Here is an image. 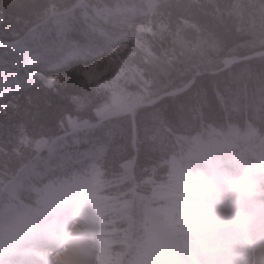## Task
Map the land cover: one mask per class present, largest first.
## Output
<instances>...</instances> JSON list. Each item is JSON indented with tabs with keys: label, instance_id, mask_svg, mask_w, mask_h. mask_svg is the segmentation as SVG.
<instances>
[{
	"label": "clouds",
	"instance_id": "1",
	"mask_svg": "<svg viewBox=\"0 0 264 264\" xmlns=\"http://www.w3.org/2000/svg\"><path fill=\"white\" fill-rule=\"evenodd\" d=\"M239 14L258 20L251 35L264 45V0H239ZM201 55L202 70H214L222 83L224 69L210 51ZM162 90L135 78L116 82L112 91L124 103L109 123L124 150L111 162L105 153L78 164L50 163L39 173L35 196L0 191V264H55L54 254L73 240L84 243L88 264H200L192 245L209 233L228 235L235 246L250 243V227L264 226V172L245 175L244 156L222 150L219 138L208 133L210 102L188 104L173 120L160 110ZM111 99L107 94L104 103L111 106ZM222 108L228 120L252 125L264 147V109L247 98H229ZM141 151L147 153L143 163ZM33 199L38 210L25 203ZM224 205L235 209L231 217L220 215ZM29 211L35 212L31 218ZM63 220L91 230L70 236ZM37 221L41 236L31 247L42 259L26 261L11 237Z\"/></svg>",
	"mask_w": 264,
	"mask_h": 264
},
{
	"label": "trees",
	"instance_id": "2",
	"mask_svg": "<svg viewBox=\"0 0 264 264\" xmlns=\"http://www.w3.org/2000/svg\"><path fill=\"white\" fill-rule=\"evenodd\" d=\"M79 1L0 0V41L11 43L24 36L32 27L41 24L37 31L39 35L28 44L29 52L36 54L38 63L25 69L29 73L40 72L45 77L55 78L52 86L45 87L40 81L23 76L24 69L15 65V59L20 56L6 52L8 49L0 50V186L14 179L33 153L30 148L27 150L29 156L23 151H20L19 156L15 155L14 152L20 150V139L23 136L30 139L31 146L39 138L58 136L62 133V125L68 116L79 120L92 118L93 111L106 104L104 100L109 92L88 85L82 74L93 64L101 62L113 48L121 45V41L114 44L111 42L117 33L122 32L124 38L134 37L135 27L149 25V20L151 25L167 23L166 34L160 41L159 37L150 38L146 35L157 56H163L169 51V54L174 53L172 44L180 31L183 32L182 37L189 42L206 38L215 43L217 49L212 54L218 53L219 58L242 57L264 51V46L245 50L251 36L239 31L236 23L226 20L228 10L239 3V0H213V4L201 0H194L193 3L191 0H187V3L182 0H161L162 6L156 16L146 21L131 19L133 27L124 26L125 30L118 25L122 22L114 18L96 21L99 30L91 31L79 8L70 12L67 17L60 16L57 19L51 16L52 12L68 11ZM124 1L126 0H96V3L112 8L122 5ZM115 25L118 26L117 31H113ZM246 41L245 45L239 46ZM71 51H77L85 58L66 61V55ZM101 54L103 55L99 56ZM199 70L204 73L198 75L185 91L168 97L164 102L159 101L161 112L170 119H178L182 108L188 104H203L207 101L210 102L207 110L209 121L215 122L211 124L219 127V122L225 117L222 104L229 98L234 101L247 98L257 109H264V53L232 65L223 72L222 83L218 75L211 74L214 70L204 71L201 67ZM192 76L187 74L181 78L180 85ZM214 82L218 84L215 88ZM13 86L17 88L10 89ZM109 121L105 127L110 124ZM232 124L241 127L243 122ZM116 132L108 145L97 140L104 145L100 159L107 153L111 162L112 158L124 150V142ZM88 145L89 143L82 142L80 147L86 148ZM146 155L145 151H141V163L145 161Z\"/></svg>",
	"mask_w": 264,
	"mask_h": 264
},
{
	"label": "rangeland",
	"instance_id": "3",
	"mask_svg": "<svg viewBox=\"0 0 264 264\" xmlns=\"http://www.w3.org/2000/svg\"><path fill=\"white\" fill-rule=\"evenodd\" d=\"M193 1L194 0H191L192 3ZM197 1L198 0H195V2ZM201 1L213 4V0ZM182 2L187 3V0H182ZM251 3L255 4V0H251ZM235 5L231 10H228L226 20H228V22L232 21L234 24L236 23V27L240 28L238 29L239 31L248 34L249 37L251 36L248 41V44L245 45V50H252L264 46L258 43L257 41L253 40L251 35V33L255 31L259 26L258 20H255L253 17L247 15L241 16L239 14V3H236ZM212 11H215V9H213ZM51 16L55 17L56 15L54 14ZM158 18L159 17H157V20H159ZM165 27H167V23L162 25L161 23H154L151 27L149 26L140 29L138 37L128 40L122 46L116 48L108 58L85 70L82 74L83 79L88 85L111 93L112 106L114 99H117L120 102H124L121 97H119L115 92L112 91L115 87L116 82L122 78L128 77L139 79L141 83H143L146 87H151L154 82L158 83L160 87H165L173 82H176L177 80V83H179V80L187 74H191V76L197 75L199 72H201V70H199V67H201L200 63L206 62L205 57L201 54L205 51H210L211 53H213L217 49L216 44L208 41L205 42L198 40L195 43L189 42L187 41V39L182 37L183 32L180 31V33H178V37L176 38L177 40L172 44L174 45V47L172 48L174 50V53L169 54V51L165 52L163 56H157L153 53V47L149 45V41L151 37H159L160 41V39L163 38V35L166 34ZM146 35H148L150 38L146 37ZM214 56H216V54L212 55V57ZM197 57H199V60H197ZM211 74H215V71H212ZM39 77L42 79V81L45 83V86L47 87L52 86L55 81L54 78H44L42 76ZM105 106L111 107L107 103L101 107ZM101 107L93 111V115L98 120L101 117L97 115V111ZM114 115L115 113L106 116V119H104L103 121H109ZM222 120L225 122H229L226 116ZM73 123L80 122L74 118L67 117L65 120V125L62 134L77 135L78 132H80L78 131L79 129L88 130L91 127H85L87 126V124H80L78 128H74L75 126L72 125ZM225 124L228 125L227 123ZM59 137L60 135L49 139L42 137L34 141L31 146L30 139L27 136H23L20 139V150L15 151L14 153L15 155L19 156L20 151H23L24 153H26L27 156H29V152L27 150L30 148L32 152L34 151V154L40 152L36 149V142L40 139H46L45 147L48 146L49 143L51 144V142L54 143L53 146H57L60 143H65L64 141L69 139H61ZM61 137H63V135H61ZM225 140L226 136L223 135V141ZM37 159L31 164L34 165V169H36L35 165H38L39 167L41 164L49 163V159H45L43 162H40L41 160ZM255 162L256 163H254V168L252 167L253 170L251 169L245 172V175L253 176L264 172V159H257V161ZM27 171L29 170H26L24 173H27ZM22 174L23 173H21V176L19 178L17 177V179L12 181L11 184L7 187V191L9 193H12V190H18L22 187ZM23 178H26L25 174ZM241 179H243V176L241 177ZM47 198L49 199V202H51L50 193L47 194ZM221 209L229 211L230 213H232V215L235 212V209L228 205H224L223 207H221ZM254 228V226L250 227V229ZM68 229L70 236L84 234L85 232L91 230L88 226L83 225L80 221H73V223L68 226ZM262 230L263 229H261L260 231ZM258 235L259 234L257 233L255 237H257ZM14 238H17V236L14 235L11 237V239ZM222 240L232 241V238L223 233H209L204 235L200 240L196 241L195 244L192 245L194 256L200 262V264H216V262H218V259H216L218 256L215 255L217 254V252L219 253L220 251H215V253L212 254L210 251H212L213 247L219 246ZM2 241L3 238L0 239V244H2ZM73 242H75V240H73ZM189 243L191 244V242ZM204 250H206V252H204ZM65 253L67 258L66 260H69L71 264H88V261L86 260V248L84 246V243L81 241L79 242V245L75 248L65 250ZM58 256L62 258L64 255L63 253H61ZM250 259V261L257 260L258 262L260 258H256L255 256L253 257V255H250ZM250 261H244V264H248V262L250 263Z\"/></svg>",
	"mask_w": 264,
	"mask_h": 264
},
{
	"label": "bare ground",
	"instance_id": "4",
	"mask_svg": "<svg viewBox=\"0 0 264 264\" xmlns=\"http://www.w3.org/2000/svg\"><path fill=\"white\" fill-rule=\"evenodd\" d=\"M161 0H159L158 5L157 6V11H159L160 7L162 6V4L160 3ZM115 7V6H113ZM77 8V5H74L73 7H71L68 12H72ZM54 18V17H53ZM132 19L133 20H143L146 21L148 19H150L149 16L147 15H142L139 13H133L132 14ZM151 21L149 20V25H145V27H151ZM118 25L120 27H122L121 23H118ZM89 27V25H88ZM128 27V26H126ZM123 29L125 30V27L123 26ZM118 30V26L115 25L113 27V31H117ZM123 33H117L116 36L114 37L115 39H112L111 42L114 44L118 41H121V46L124 44V36L122 35ZM199 41H205V42H210L209 40H207L206 38H203ZM195 43V42H193ZM247 43L243 42L242 44H239V46L242 47V45H245ZM213 55V54H212ZM252 55V54H251ZM251 55H247V56H242V57H238V56H225L223 58H219V56H214L213 60L218 62L220 67L224 69V71H226L227 69H229L232 65H234L235 63L238 62H243L246 59H248ZM225 62V63H224ZM176 73V72H175ZM202 72H199L197 75H193L192 77H190L189 79H187L185 82H181L182 84H176V82H173L165 87H161L163 90L160 92L159 96L157 97L158 101H165L166 99H168V97H174L180 93H182L183 91H185L196 79V77L198 75H200ZM216 74V73H215ZM124 102H120L117 99H114L112 106L111 107H101L100 109H98L97 111V115L101 118H99V120L93 115L92 118H83V119H76L77 121H79L80 123H73L72 125L75 126L74 128H78L80 126V124L85 125L87 124V126H91L88 130L85 129H79L78 131L86 134L87 136L96 139V140H100L103 141L104 143H106L107 145L109 144L110 140L115 136V132L117 131L111 124H109L107 127H105L106 124H108V121H103V119H106V116L115 113L114 112V108H119L123 105ZM70 117V116H68ZM177 117V116H176ZM73 118V117H70ZM103 118V119H102ZM228 120V119H227ZM229 121V120H228ZM208 122L211 126H214L212 124V121H209L208 118ZM212 123V124H211ZM219 123H221V125L219 126L220 129H225L227 127V125L225 123H227L228 125H233L232 122H225L223 120H221ZM64 125L65 122L62 125V129H64ZM210 126V127H211ZM210 127L207 128V131L210 130ZM218 127V126H216ZM218 132H220L218 130ZM117 133V132H116ZM99 144L101 146H104L102 143L99 142ZM46 145V139H40L36 142V149L38 151H41V149L45 148ZM51 146V144L49 143L48 146ZM20 170V169H19ZM19 172V171H18ZM219 213L221 216L228 218L232 216V213H230L227 210L224 209H219ZM67 222V220H65ZM62 223V222H61ZM26 233L25 234H30V225L29 227L25 230ZM81 232V231H80ZM32 234V232H31ZM38 236H41V231L40 229L37 230ZM260 245L254 244L252 246H250V244L244 245V246H235L232 241H225L222 240L221 244H219V246L217 247H213L212 249L215 251L218 248H222V250L226 251L225 254L222 255H218V257L216 259H218L216 262V264H244V261H250V255L252 256V254L254 253L256 258H260V263H264V247L259 248ZM254 257V256H253ZM242 259V260H239ZM249 264V262H248Z\"/></svg>",
	"mask_w": 264,
	"mask_h": 264
}]
</instances>
